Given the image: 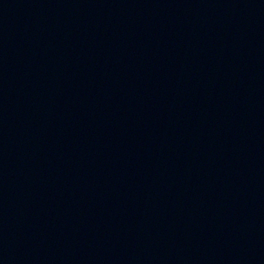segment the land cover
<instances>
[{"label": "water", "instance_id": "obj_1", "mask_svg": "<svg viewBox=\"0 0 264 264\" xmlns=\"http://www.w3.org/2000/svg\"><path fill=\"white\" fill-rule=\"evenodd\" d=\"M261 104L264 0H0V170Z\"/></svg>", "mask_w": 264, "mask_h": 264}]
</instances>
